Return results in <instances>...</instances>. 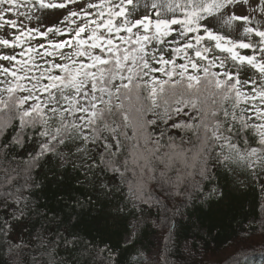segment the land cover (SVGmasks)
Returning <instances> with one entry per match:
<instances>
[{"label": "snow or ice", "instance_id": "6c2138e0", "mask_svg": "<svg viewBox=\"0 0 264 264\" xmlns=\"http://www.w3.org/2000/svg\"><path fill=\"white\" fill-rule=\"evenodd\" d=\"M244 2L264 20V0ZM233 5L238 0H163L164 11L184 18L119 21L124 9L111 0H0V29L16 30L0 37V112L19 118L14 143L31 145L24 167L13 168L12 143L0 144V234L38 243L47 259L31 264H87L76 253L96 248L38 202L34 192L44 185L37 170L90 185L98 199H117L121 213L125 201L141 213L156 209L169 229L190 215L189 202L223 199L228 177L253 182L264 199V30L248 27L250 15ZM47 9L64 10L63 22L75 27L61 28L60 20L46 30L24 25ZM213 21H242L249 41L218 34ZM21 178L28 195L14 184ZM136 243L126 236L125 244ZM108 264L119 260L112 255Z\"/></svg>", "mask_w": 264, "mask_h": 264}, {"label": "trees", "instance_id": "16d2710c", "mask_svg": "<svg viewBox=\"0 0 264 264\" xmlns=\"http://www.w3.org/2000/svg\"><path fill=\"white\" fill-rule=\"evenodd\" d=\"M116 19L120 21V17ZM172 27L174 33L178 26ZM239 52L242 54L241 51ZM209 59L211 58L209 57ZM85 62L87 61L85 60ZM176 62L184 63V60L177 57ZM4 63L6 64V62ZM156 66L159 67V65ZM216 69L219 68L212 70L220 71ZM187 74H192L190 67ZM200 74L203 75V73ZM155 76L166 78L161 73H156ZM175 79H179V77L174 76L173 80ZM144 94L146 95V93ZM145 103L150 102L145 101ZM249 115L252 114L249 113ZM148 118L153 117L149 114ZM0 127H3V132L0 133V144L12 143L7 157L10 161L8 166L23 168V161L29 158L28 152L31 145L26 144L25 148H21L14 143V137L20 130L18 116L8 113L7 110L0 112ZM129 134H131V130H129ZM240 146L243 147L242 144ZM252 146L256 145L253 143ZM13 154L17 157L15 161L11 160ZM2 167L3 165L0 164V168ZM53 171H57V169L53 168ZM37 172H39V180L44 185L41 191L34 192L38 202L49 210V214L60 215L66 223L73 226V230L82 239L91 240L92 244L96 245V248L90 252L83 250L76 253L78 257L86 259L87 264H108L112 255L116 256L119 264H147L149 260L147 252L141 253L137 246L145 242L143 248L148 247L150 245L147 240L148 234L156 233L162 236L159 264H208V256L219 253L237 241H242V243L248 241L251 244L250 239L260 238L264 242V199L261 198L260 192L253 182L242 185V188L237 192L225 189L224 197L221 200H217V197L214 200L211 198L207 202H198L195 207L189 202L188 213L190 215L186 214L185 219L179 224L172 223L169 229L162 226L161 216L158 215L156 209H152L150 214L147 211L141 213L131 207V201H125V210L121 213L117 211L120 207L117 199H98L88 184L78 185L75 180L68 177L59 181L52 171L40 172L37 170ZM237 175L242 180L245 179L243 174L237 172ZM231 178L228 177L226 181ZM3 179L4 174L0 171V184ZM14 184L21 187L24 195H28L32 191L23 188V178L15 181ZM124 191L127 192V187L124 188ZM3 196L4 190L0 187V198ZM118 199L123 200L122 197H118ZM139 215L145 216L148 223L140 229L141 237L134 238L137 243L127 245L123 241V234L127 232L126 223L128 219ZM114 222L119 225V228H111ZM28 229L36 230L32 224L28 225ZM166 235H171L172 239L165 241ZM13 245L19 247H13ZM106 245L110 246V251L103 250ZM254 246L263 249H251L239 256H232L223 264H264V243L251 244L250 248ZM33 259H47L38 243L29 241L26 235H17L13 239H7L0 234V264H31Z\"/></svg>", "mask_w": 264, "mask_h": 264}, {"label": "rangeland", "instance_id": "374dc122", "mask_svg": "<svg viewBox=\"0 0 264 264\" xmlns=\"http://www.w3.org/2000/svg\"><path fill=\"white\" fill-rule=\"evenodd\" d=\"M56 3L62 2V0H54ZM94 3H99V0H92ZM113 4L119 5L120 7H123L124 9V16L120 17V21H123L125 18L127 19H136V18H143L145 15L148 16L149 19H155L158 14H160L161 18H177V19H183L184 13L183 11H176L175 13H169L162 9V3L163 0H111ZM155 3L157 5L156 8L152 7V4ZM239 6L233 5L232 7L235 8V13H243V14H249L251 23H249L248 27H260L261 30H264V20L261 19L259 13L255 14V16L252 15V8L248 6L247 3L244 2V0H238ZM68 7H72V5H69ZM114 10L119 11V7L115 8ZM230 13V14H235ZM67 13L64 10H53V9H47L43 11H35L33 13V19L31 21L27 19H23L24 25L30 28H41L42 30L45 29V25L51 24L54 20H60V27L61 28H67V27H75V25H67L63 22V15H66ZM39 18V19H38ZM80 18H76V23H80ZM238 25H243L242 21L239 22H232L231 25L223 24L222 22L213 21V30L216 31L218 34L221 35H227L231 39H242L244 42L249 41V36L245 33H243V27H239ZM135 32L136 29H133ZM142 31V30H141ZM15 29H8L7 27L5 29H0V37L2 38H11L12 34H15ZM124 35L125 33H121ZM176 32L173 33L175 35ZM65 38L69 36V33H64ZM38 41L43 40L45 43H47L44 38L37 37ZM168 40L171 39V37L166 38ZM252 41L255 43L258 41V37H255L253 34L251 37ZM5 51L2 46H0V52ZM238 51L242 52L243 54H253L252 49L244 50V49H238ZM217 53L219 54L218 50ZM189 55L194 57V52L190 51ZM211 58V53L208 54ZM226 55V54H221ZM6 65V64H5ZM219 70V69H216ZM233 74L235 75V69H233ZM241 179V178H239ZM242 180V179H241ZM221 184L224 186V190H230L237 192L240 188H242V185L236 181L235 177H232L230 180L226 181L225 179L221 180ZM212 199H216V196H213ZM221 203L219 202V205ZM148 219L143 216L139 215L137 217H133L128 219L126 223L127 232L123 234V241L125 242L126 236L131 235L132 238H140V229L148 223ZM119 228V225H116L114 222L111 225V228ZM148 242L150 245L146 248H143L145 245V242H143L141 245L137 246V249L141 252H147L148 258L153 261V264H159L158 258L160 256V249H161V240L162 236L159 233L156 234H148L147 237ZM252 241L251 244L256 243H264L260 238H252L250 239ZM248 241H242L236 242L232 245H230L228 248L220 251L217 254H212L208 256L207 261H209L208 264H223L226 262L230 257L232 256H239L245 252L253 250H262V247L257 248V246H254L253 248L251 244ZM188 244V242H187Z\"/></svg>", "mask_w": 264, "mask_h": 264}]
</instances>
